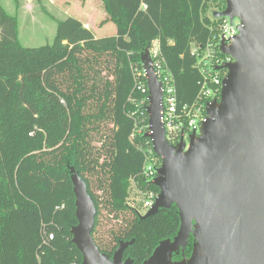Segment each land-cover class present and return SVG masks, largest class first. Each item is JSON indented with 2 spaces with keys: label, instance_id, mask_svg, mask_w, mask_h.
<instances>
[{
  "label": "trees",
  "instance_id": "trees-1",
  "mask_svg": "<svg viewBox=\"0 0 264 264\" xmlns=\"http://www.w3.org/2000/svg\"><path fill=\"white\" fill-rule=\"evenodd\" d=\"M19 3L20 0H14ZM114 35L96 37L82 20L56 19L52 43L24 46L17 15L0 1V264H82L73 243L78 224L70 168L85 180L97 209L93 239L109 257L142 264L181 225L173 205L143 218L129 204L135 186L159 187L143 173L151 147L132 64L158 39L180 105L194 102L202 75L193 45H206L226 0H101ZM113 222V223H112ZM191 235L184 253L190 257Z\"/></svg>",
  "mask_w": 264,
  "mask_h": 264
},
{
  "label": "water",
  "instance_id": "water-1",
  "mask_svg": "<svg viewBox=\"0 0 264 264\" xmlns=\"http://www.w3.org/2000/svg\"><path fill=\"white\" fill-rule=\"evenodd\" d=\"M216 17L240 20L239 33L221 50L233 62L227 68L219 101L208 104L201 133L171 144L161 120L162 87L146 48L143 63L150 92L147 107L151 132L146 133L162 164L153 183L159 195L142 217L173 205L181 225L142 264H264V0H226ZM78 224L73 243L82 264H133L124 258L134 243L121 241L113 257L100 251L93 239L96 205L85 180L70 168ZM195 241L190 257L174 260V253Z\"/></svg>",
  "mask_w": 264,
  "mask_h": 264
},
{
  "label": "built area",
  "instance_id": "built-area-1",
  "mask_svg": "<svg viewBox=\"0 0 264 264\" xmlns=\"http://www.w3.org/2000/svg\"><path fill=\"white\" fill-rule=\"evenodd\" d=\"M220 18L222 19L217 26V32L213 34L206 45H193L192 47V53L196 56L195 66L200 71L202 80L200 94L191 104L181 106L178 101L176 82L172 72L166 65L160 41L155 39L147 47L154 74L162 87L161 120L164 124L166 138L175 146H178L183 139L187 149L190 145L191 135L193 133L196 136L200 135L202 127L209 117L207 112L208 104L215 100L219 101L223 79L228 72L226 67L217 69V66L234 61L232 56L225 54L221 50V43L225 41L230 45L233 42V38L239 33L240 20L238 18L231 20L229 17ZM132 71L135 79V88L143 95L139 103L147 111V107L150 104V92L145 67L143 66L141 69L136 63H133ZM144 128L145 135L151 132L149 120L144 125ZM161 164L162 160L154 152L151 143L150 149L145 153L143 166V173L149 182H153L158 176ZM134 190L136 195L132 193ZM158 195L159 192L154 190L142 192L134 186L131 190L129 204L133 207L140 205L141 213L144 215L153 207ZM136 196L139 198H136Z\"/></svg>",
  "mask_w": 264,
  "mask_h": 264
},
{
  "label": "rangeland",
  "instance_id": "rangeland-1",
  "mask_svg": "<svg viewBox=\"0 0 264 264\" xmlns=\"http://www.w3.org/2000/svg\"><path fill=\"white\" fill-rule=\"evenodd\" d=\"M0 1L7 12L17 15L19 40L27 47L52 43L57 30L56 19H64L68 16L90 24L96 37L110 36L117 32V26L108 19L101 0H20L18 4L14 0ZM209 6L210 15L220 11L216 2L211 1ZM134 192L135 190L132 193L135 194Z\"/></svg>",
  "mask_w": 264,
  "mask_h": 264
},
{
  "label": "crops",
  "instance_id": "crops-1",
  "mask_svg": "<svg viewBox=\"0 0 264 264\" xmlns=\"http://www.w3.org/2000/svg\"><path fill=\"white\" fill-rule=\"evenodd\" d=\"M83 21V20H82ZM88 21V20H87ZM83 23L87 26V27H89L90 28V24H88V23H86L85 21H83Z\"/></svg>",
  "mask_w": 264,
  "mask_h": 264
}]
</instances>
